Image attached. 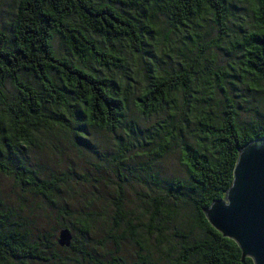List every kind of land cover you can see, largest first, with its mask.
Listing matches in <instances>:
<instances>
[{
  "label": "trees",
  "instance_id": "obj_1",
  "mask_svg": "<svg viewBox=\"0 0 264 264\" xmlns=\"http://www.w3.org/2000/svg\"><path fill=\"white\" fill-rule=\"evenodd\" d=\"M246 1L251 30H241L226 48L232 57L237 54V62L217 67L218 56L211 49L222 50L218 40L228 35L230 0H18L9 30H0V174L12 177L21 195L16 208L0 196V264H126L121 243L138 248L135 264H151L152 249L160 252L164 243L169 245L162 249L170 264H253L242 259L238 246L214 230L203 213L224 199L239 149L264 137V0ZM160 17L171 28H195L191 46L197 52L193 58L180 52L171 72L154 67L152 77L137 89L114 75L127 66L118 47L127 46L134 57L141 54L143 33L156 29ZM208 17L218 37L199 50L203 31H197L205 29ZM156 35L158 51L164 39L160 30ZM56 38L61 55L53 46ZM206 51L210 54L205 56ZM207 62L217 71H203ZM227 78L255 100L246 121H240L246 100L228 94ZM129 104L145 118L164 114L165 125L155 127V136L138 147L153 144L157 136L161 154L175 144L186 182L163 184L150 173V163L142 166L145 181L131 176L142 183V191L132 187L140 205L129 211L126 187L131 189V177L125 173L134 169L124 166L122 151L110 154L95 143H82L91 172H82L72 187L69 175L41 179L29 166L25 152L43 130L59 127L80 142L88 127L116 133L124 126ZM188 121L197 132L191 143L178 137ZM130 128L124 132L128 145L130 138L137 141L140 136L137 128ZM27 195L66 222L58 229L70 231V247L57 245L56 229L43 230L31 240ZM170 226L181 238L177 244L171 241ZM152 239L157 246H151Z\"/></svg>",
  "mask_w": 264,
  "mask_h": 264
},
{
  "label": "rangeland",
  "instance_id": "obj_2",
  "mask_svg": "<svg viewBox=\"0 0 264 264\" xmlns=\"http://www.w3.org/2000/svg\"><path fill=\"white\" fill-rule=\"evenodd\" d=\"M231 7L230 12L232 13V17L227 23V28L229 32H227V37L223 40L219 41V46L222 47V50L214 47L211 49L218 58L216 60L217 67H222L227 62L231 64H235L237 62L236 55L234 53L232 57V52L226 51L228 47V41L232 40L234 37L241 36V30L246 32L251 30L250 26L252 24V15L250 12L249 4L246 0H230ZM18 0H0V30L8 31L10 28L11 21L15 18L16 9H17ZM205 29H198L197 32L203 31L202 42L199 41L197 49H202L203 44L207 43L218 37V32L214 27V24L210 17L203 24ZM160 30L163 34V42L160 45V50H154V43L156 38V32ZM196 30L192 26L188 27H177L171 28L167 23V19L165 17L159 18V25L156 29H152L143 33V48L141 54L134 57L130 51V49L123 45V47H118L121 49L124 60L127 62V66L124 72H115L114 75L122 79L124 81L129 82L135 88H140L142 82H147L150 77H152L154 67H159L161 69H165L168 72H171L178 66L179 60H181L180 52H186L189 57H194L196 54V49L194 50L191 46L193 33L195 34ZM168 33V38H164V35ZM54 49L58 54H63L64 51L59 48V41L56 38L53 43ZM191 50V52H188ZM211 52V53H212ZM210 52L206 51V55H209ZM203 71L206 73H211L213 70L212 66H209L207 62L203 68ZM205 73V74H206ZM229 81H233L235 86H231ZM140 83V85L138 84ZM226 90L228 94L233 97L236 101L245 99L246 102L242 104V108L240 109V121H246L250 118V115L253 114V109L255 105V100L251 98V93L244 90V87H241L240 84L236 83L234 79L227 78L224 82ZM7 93L12 94V89L9 85H6ZM135 94H137L134 91ZM237 95V97H235ZM240 96V97H238ZM221 99V95L219 93L216 94L215 104H219ZM248 99L253 100L252 102ZM211 103V109L215 105ZM257 104V102H256ZM213 105V106H212ZM247 111H246V109ZM214 109V108H213ZM212 109V110H213ZM164 114L154 115L152 117H142L139 116L136 109L132 104H129V110L126 113V119L124 121V126L116 131V133L106 132V131H97L92 128H85L83 131V135L85 140L82 142L73 139L70 137V134L66 131H60L59 127H52L51 130H43L40 134V140L35 144V146L29 148L25 152V158L29 162V166L34 170L38 171L41 179H48L51 175L58 174H66L71 178V187L74 183H78L80 180V175L82 172L90 173L91 168L87 164L88 155L86 154L84 145L88 143L98 145L100 148L105 149V153H118L122 151V154L127 159V162L124 166L128 167L129 165L134 169L133 174L125 175L132 176L135 175L139 177L141 180L144 175L140 172L142 166L146 167V164L150 163V173L157 175V177L161 180L163 184L166 182H170L173 179H180L181 181H187V172L185 167L182 165L180 160V154L177 150V146L175 144L165 153H160L159 142L160 138H156V140L151 145H145L144 149H141L139 143L144 139V142L150 141V137H154V128L158 125L164 126L165 122ZM158 126V127H159ZM195 124L190 123L189 121L186 124V129L179 134L178 137H181L183 142L191 143L196 135ZM129 127L137 128L139 133V137L136 140H130V144L128 145V140L124 132L129 131ZM130 128V129H131ZM162 128V127H161ZM171 130V129H169ZM129 136H132L129 134ZM127 140V141H126ZM76 144V148L72 146V144ZM83 143V144H82ZM116 143L119 146L116 147ZM84 152V153H83ZM82 153L84 155H82ZM160 153V155L158 154ZM138 155L139 157H135ZM89 162V161H88ZM72 169L73 173L71 174L69 169ZM148 170V171H149ZM108 177H113L110 173ZM131 177V181L129 185H131V189L129 190V186L127 188L126 197L129 198L128 210H132V207L135 205H140L138 201V196L134 195L132 192V187L135 191H142L140 188L142 187L141 182L135 181L134 178ZM142 181H145L142 180ZM147 184L146 189L149 188ZM163 188L164 185H161ZM145 192V190H144ZM21 195V188L16 184L15 180L12 177H7L0 174V196L4 203L8 206L16 208L18 205V198ZM27 201L31 207V212L29 213L30 218L28 219L30 223V234L31 240H36L38 235H40L43 230H51L56 229V237L60 229L58 227L60 225L65 224L66 222L63 219L56 215L55 213H51L44 207L37 198L31 197L29 195L26 196ZM44 207V208H42ZM42 208V209H41ZM60 228V227H59ZM170 236L172 237V243L177 244L180 242L181 238L176 236L173 230V227H169ZM186 233L185 231H182ZM151 246H157L155 240L152 239ZM163 248L169 247L168 244L164 243L160 247V252H156L155 249H152V257L151 264H170L169 261L171 258L166 256ZM138 250L136 246H131L128 243H121V253L126 264H135L136 256L134 253ZM30 264H46L43 262H36Z\"/></svg>",
  "mask_w": 264,
  "mask_h": 264
},
{
  "label": "water",
  "instance_id": "obj_3",
  "mask_svg": "<svg viewBox=\"0 0 264 264\" xmlns=\"http://www.w3.org/2000/svg\"><path fill=\"white\" fill-rule=\"evenodd\" d=\"M232 176L224 199L203 213L214 230L238 246L242 259L264 264V137L239 149ZM71 241L68 229L58 232L60 248L70 247Z\"/></svg>",
  "mask_w": 264,
  "mask_h": 264
}]
</instances>
